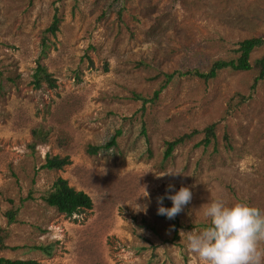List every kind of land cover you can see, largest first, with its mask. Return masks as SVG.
I'll return each instance as SVG.
<instances>
[{
  "label": "rangeland",
  "instance_id": "1",
  "mask_svg": "<svg viewBox=\"0 0 264 264\" xmlns=\"http://www.w3.org/2000/svg\"><path fill=\"white\" fill-rule=\"evenodd\" d=\"M250 38L264 39V0H0V228L9 230L0 257L202 264L186 241L206 223L202 204L264 210V76L253 86L264 44L248 71L176 74L235 59ZM38 64L54 88L35 87ZM211 125V143L198 145ZM95 146L103 148L89 153ZM46 155L70 163L48 171ZM57 177L87 194L91 209L67 217L47 206L41 196ZM181 186L190 202L172 219L158 215L157 197ZM7 210L17 211L15 224L6 226Z\"/></svg>",
  "mask_w": 264,
  "mask_h": 264
},
{
  "label": "clouds",
  "instance_id": "2",
  "mask_svg": "<svg viewBox=\"0 0 264 264\" xmlns=\"http://www.w3.org/2000/svg\"><path fill=\"white\" fill-rule=\"evenodd\" d=\"M172 187L168 185L169 189ZM165 198L171 201L170 207L164 206ZM191 198L192 192L187 186H181L174 193L166 191L157 197V214L172 219ZM138 210L146 212L147 206ZM198 210L206 223L198 231H188L186 241L202 264H264V247L260 246L264 242V210L247 202L229 205L222 198L207 201Z\"/></svg>",
  "mask_w": 264,
  "mask_h": 264
},
{
  "label": "trees",
  "instance_id": "3",
  "mask_svg": "<svg viewBox=\"0 0 264 264\" xmlns=\"http://www.w3.org/2000/svg\"><path fill=\"white\" fill-rule=\"evenodd\" d=\"M56 25H57V20L53 18V22L48 28L49 32H54L56 30ZM264 44V39L263 38H250V39H245L242 42L238 44L237 50H234L235 53H238L239 56L235 59H231L228 61H223V60H217L215 61L208 72L202 73L198 71H190V72H182V73H176L177 76H196L201 79H210L214 78L216 75V72L222 69L228 68L229 70L232 71H248L251 69V66L248 63V56L250 52L256 48V47H261ZM44 45V44H43ZM45 47H43L44 49ZM258 67H260L259 70V75L257 78L254 79L253 81V86L258 82V79L263 78L264 76V55L261 57V59L256 61ZM34 77V85L35 87L39 86L40 81H44L45 84L49 88H54L55 87V82L52 78H50V75L47 74L45 69L40 66L39 64L36 66L35 71L33 73ZM172 79L171 76L166 75V81L164 82L163 85H166L167 81H170ZM160 90H157L153 97L150 99H154L157 97L158 93ZM138 97V96H137ZM141 98V97H138ZM143 99V98H142ZM145 100L143 99V103ZM213 126H208L205 128V137L200 140L198 145L200 146H207L211 143V139L214 138L213 134ZM39 132L40 130H36ZM196 133V132H193ZM120 134V133H117ZM144 134V133H143ZM190 138V135H183L180 138L174 139L170 142H168L167 148L164 152V159H167L170 157L171 152L173 149L182 144L185 139ZM115 144L114 137L110 140L105 145V148H109ZM197 145V146H198ZM102 146H95L91 147L89 149V153L91 154H96L98 150L101 149ZM103 148V147H102ZM70 163L69 157L65 156L63 158H60L58 156H53L50 157L49 155H46L45 157V162L41 166L43 169H47L48 171H53V170H60L62 169L65 165H68ZM42 200L44 203L49 206L54 208L60 213H64L67 217H71L74 214H78L80 212L90 210L92 207V201L90 197L85 194L82 191H76L73 187H70L64 179H61L60 177H57L56 180L52 184V188L47 191L46 193L42 194L41 196ZM17 211L13 210H7L5 214V219H6V226L10 224H15L17 222ZM177 223H174L173 226V238H177ZM9 236V230H6V228H0V250H6L8 249L7 246L5 245V240ZM33 249L39 250L40 252L44 253L45 255H50V249L51 246L46 247L44 245L36 246ZM0 264H35L32 261H22V260H12L8 259L5 257H0Z\"/></svg>",
  "mask_w": 264,
  "mask_h": 264
}]
</instances>
